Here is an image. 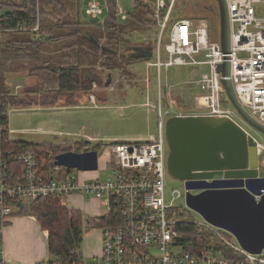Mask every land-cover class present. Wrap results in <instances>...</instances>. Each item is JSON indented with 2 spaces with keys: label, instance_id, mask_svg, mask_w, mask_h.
I'll return each mask as SVG.
<instances>
[{
  "label": "built area",
  "instance_id": "2783aa9c",
  "mask_svg": "<svg viewBox=\"0 0 264 264\" xmlns=\"http://www.w3.org/2000/svg\"><path fill=\"white\" fill-rule=\"evenodd\" d=\"M135 1L151 11L159 29L158 39L152 49L153 57L146 62L148 69L155 68L157 71L159 100L152 103L148 94V102L145 105L157 114L158 138L142 142H111L98 153L99 159L103 156V162L101 166L98 162L96 171L84 172L55 166L52 177L43 175V166L39 167L38 156L33 151H23L18 156H13L23 165L21 182H14L9 159L2 150L4 126L1 124L0 114V233L15 214L16 201L27 202L50 196H75L95 202L99 211L98 217H105L109 225L100 228L101 255L95 260L83 259L74 264H264V250L257 255L245 251L231 233L205 220L197 222L191 219L187 223L198 225L201 232L212 236L209 247L187 252L179 244L180 232L177 226L182 221L177 218L174 203L183 196L186 199L188 190L186 189L185 194L174 192L170 203H167L165 175L168 153L165 127L168 118L190 115L228 118L254 138L259 151H264V144L245 129L244 121L231 103L225 101L227 94L218 67L224 63L226 55L221 47L220 36L216 40L211 38L209 20L200 15H176L175 9L179 0ZM225 1L230 23L231 82L241 106L253 119L264 125V0ZM192 4L193 7L196 5L194 10H197L199 4ZM87 14L91 18L103 15L98 0L87 1ZM118 14L123 22L129 16L122 10H118ZM38 30L37 24L33 28H22L20 32L35 33ZM177 66L193 70L208 67L207 72L189 83L199 89L197 104L192 114L176 110L169 104L166 110L163 108L165 89L160 75L163 70ZM165 87H169L167 81ZM108 88L114 90V85ZM91 99L95 104V95H92ZM116 111L119 115L123 113L122 110ZM84 142L87 144L79 153L94 151L91 144L94 143L93 140ZM107 170H110L111 174L103 180L102 172ZM62 171L66 176L60 178ZM88 174H96L98 177L91 180ZM215 179H220V176L205 181L209 183ZM201 191L191 192L197 194ZM118 209H121L120 216L115 215ZM215 243L240 253L243 258L227 259L219 251H215ZM0 264H6L1 248Z\"/></svg>",
  "mask_w": 264,
  "mask_h": 264
},
{
  "label": "trees",
  "instance_id": "16d2710c",
  "mask_svg": "<svg viewBox=\"0 0 264 264\" xmlns=\"http://www.w3.org/2000/svg\"><path fill=\"white\" fill-rule=\"evenodd\" d=\"M79 1L77 0L78 3ZM184 6L186 8V5ZM108 10L105 22L97 24L83 22L80 17L69 16L64 2L61 0H0V114L1 124L4 126L2 150L6 158L9 159V168L14 182H21L23 165L13 156H18L23 151H33L38 156L39 167L43 166V175L52 177L54 176L52 170L55 168V157L58 154L67 151L79 152L87 143L81 141L68 144L60 149L56 144L36 145L10 140L9 111L32 108L31 101L14 96L5 89V73L13 67V64H17V61H25V58L28 57L32 58L31 56L40 58V54H43V50L47 49V45L52 46L56 42L73 39V41H67L61 50L64 53L70 50L77 57L78 62L73 65L64 63L60 67L36 68L30 71L31 73L46 70L54 74L59 85L58 93L45 95L36 104L38 107L52 108L61 103L65 104L64 107L77 106L75 96L79 93L89 94L92 85L101 82L100 73L96 70L97 66L106 68L110 72H121L122 77H124L126 74L124 68H121L122 65L130 67L138 62L150 60L136 58L131 48L120 52L117 45L125 41V35L129 37L133 32L154 27L156 24L151 18V11L139 2H135L133 12L129 14L123 24H120L117 18L116 0L108 1ZM37 24L39 30L32 33L36 36L34 41L6 39L8 34L20 32L22 28H33ZM61 29L68 30V34L54 36L55 32ZM219 34L220 27L211 24V38L216 40ZM47 36L50 37L46 39ZM102 40L106 41L104 46L101 45ZM67 57L70 58L69 55ZM51 59V62L54 63V58ZM61 96L66 98L63 102L58 99ZM176 100L181 109L183 99L177 97ZM183 110L185 112L186 109ZM106 146L105 144H98L94 146L93 150L100 154ZM8 154L10 156H7ZM65 176L63 171L59 175L60 178ZM15 207L16 212L13 216L34 217L41 229L48 232L49 259L43 264H74L83 260L82 244L85 230L89 231L92 228H103L109 225L105 217H88L81 211L67 208L59 196L39 198L27 202L16 201ZM175 212L178 220L182 221L177 229L180 232L179 244L183 246L184 250L196 252L209 247L212 243V236L201 232L198 225L187 223L191 219H186L184 212L181 213L177 209ZM115 215L120 216L121 209H118V213ZM1 244L2 233H0ZM213 248L229 260L243 258L240 253L220 243H215Z\"/></svg>",
  "mask_w": 264,
  "mask_h": 264
},
{
  "label": "rangeland",
  "instance_id": "374dc122",
  "mask_svg": "<svg viewBox=\"0 0 264 264\" xmlns=\"http://www.w3.org/2000/svg\"><path fill=\"white\" fill-rule=\"evenodd\" d=\"M61 1L64 2V6L70 14L69 16L76 18L80 17L83 22L103 24L107 18L108 0H98L101 4L103 15L97 18H91L87 14L88 0H80L79 3L77 0ZM165 1L169 2L170 0ZM191 1L200 4L197 10L193 9ZM191 1L188 3V0H179L178 6L175 9V14L187 15L189 17L200 15L207 18L211 24L220 27L217 0ZM135 2V0H116L117 13L118 10H122L124 13L131 14L135 8ZM184 5H186V8ZM212 7L213 11L211 10ZM117 18L120 24L124 23L119 14H117ZM151 18L154 20L153 15H151ZM68 32L69 31L66 29H61L56 31L54 36L65 35L68 34ZM158 34L159 29L156 25L147 28L144 31L133 32L129 37L125 35V41L120 42L119 45H117V48L121 52L128 50L129 48L133 50L134 47H139V45L143 46L145 43H153L155 45V42L158 39ZM49 37L50 36H47L46 39ZM8 38L18 41H34L36 36L28 32H16L6 35V39ZM67 41H73V39L54 43L52 46L55 49H51L50 52H43V54H40V58L38 56H31L32 58H25L26 62L17 61V64H13V67L5 73L6 91L21 99L31 101L32 105L38 104L39 101H41V97L45 95H56L58 93L59 85L53 73L46 70L40 72L37 71L38 73L35 71L30 73V71L36 68L60 67L64 63L67 65H73L78 62L77 57L72 54L70 50H67V53H63V55H69L70 58L63 56L60 61H55L54 63L51 62L52 59L50 60V58H54V55L58 54V51H62L61 47L66 45ZM105 43L106 41L102 40L101 45L104 46ZM122 66L123 67L121 68H124L123 70H125L126 74L124 77H122L121 72H110L106 68H101V66L96 67V70L100 73L99 76L101 82L98 85L93 84L89 94L79 93L75 96L79 102L78 106L82 108L57 111L53 113H30L24 109L10 110L8 114L10 135H12V138L14 139L29 144H56L60 149H63L68 144L71 145L81 141L87 142L89 140H93L94 143L92 142L91 144L92 146H95L98 144L108 145L114 141L142 142L148 141L152 138H158L157 114L154 110L145 107L148 102V94L150 96L149 101L152 103H157L159 100L157 96L159 83L157 71L155 68L148 69L144 62H140L136 65L133 64L130 67L125 65ZM207 71V66H203L201 69L197 70L184 66L172 67L167 71L163 70L160 75V81L165 89L163 98L164 110L168 108L169 104L176 110L183 111V109H186L185 112L187 114H189V112H194L199 89L195 85L191 86L189 83H192V81L199 78L200 74ZM108 73L113 77L110 85H114V90H110L104 85L107 83L105 81L108 80ZM166 81L169 87H165ZM28 91H32V93L28 94ZM92 95H95V104L92 102ZM177 97L183 99V108L181 107V109L177 104ZM58 99L63 102L66 98L61 96ZM83 106L87 107L85 108ZM187 108L189 109L188 111ZM116 110H122V115H119ZM48 120H58L61 123L60 132L64 135L52 136L44 133H37L35 131V129L40 127L41 122H43L44 130L45 128L51 129L59 125L56 122H48ZM243 125L249 133L255 135L264 144V136L262 134L255 131L247 124ZM13 130L25 131L16 132ZM167 153H169L168 146ZM102 157L100 156L99 159L100 166L103 162ZM260 170L261 172L262 170L264 171V166H262ZM110 174V170L104 171L102 172L101 178L106 180ZM87 176L91 180H95L98 177L96 174H88ZM165 182L167 203H170L174 192L180 191L182 194H185V182L173 178L168 171H166ZM196 192L197 191H194V193ZM61 200L67 208H74L68 197H62ZM87 202V199L84 200L85 208H87ZM174 206L181 213H185L186 219H193L197 222L204 221L201 215L186 206V199L184 196L180 200L175 201ZM83 214L85 215L84 211ZM16 217L23 218L21 216H12L10 220ZM24 219L27 218L25 217ZM93 230L98 232L100 228H93ZM87 232L88 231L85 230L84 236L87 235ZM91 259L95 260L93 257Z\"/></svg>",
  "mask_w": 264,
  "mask_h": 264
},
{
  "label": "water",
  "instance_id": "95a60500",
  "mask_svg": "<svg viewBox=\"0 0 264 264\" xmlns=\"http://www.w3.org/2000/svg\"><path fill=\"white\" fill-rule=\"evenodd\" d=\"M220 43L226 55L218 67L229 101L245 124L264 136V125L253 119L239 103L230 78V23L225 0H217ZM196 9V5L194 6ZM212 10V9H211ZM96 44H98L95 41ZM136 58L151 59L152 48L134 47ZM108 75L105 87H109ZM169 149L167 171L186 181V206L209 224L231 233L251 254L264 250V151L254 138L228 118L206 115L173 116L165 127ZM97 151H67L55 157V166L92 172L98 169ZM215 179L206 182V179ZM201 192L194 194L191 191Z\"/></svg>",
  "mask_w": 264,
  "mask_h": 264
},
{
  "label": "crops",
  "instance_id": "0c3cea01",
  "mask_svg": "<svg viewBox=\"0 0 264 264\" xmlns=\"http://www.w3.org/2000/svg\"><path fill=\"white\" fill-rule=\"evenodd\" d=\"M194 9V7H193ZM220 36V34H219ZM146 44V43H145ZM143 45L145 49L152 48L155 46L153 43H147ZM156 44V42H155ZM47 49H44L43 52H50L53 46L47 45ZM141 47V46H139ZM132 50V49H131ZM58 54L54 55V61H60V59L65 56L63 55L64 51H58ZM68 56V55H67ZM68 58V57H67ZM152 59V58H151ZM149 61V60H147ZM147 61H142L141 63H146ZM140 62L136 63L139 64ZM135 64V65H136ZM28 80V79H27ZM32 93V91L27 92ZM26 93V94H27ZM76 105L75 107H64L65 104H57L55 107L52 108H42L38 107L37 105H32V108L24 109L31 112L37 113H53L57 111H67L76 108H82L78 106V101L75 98ZM87 107V106H83ZM20 110V109H15ZM26 112V113H29ZM192 114V112H189ZM119 114V113H118ZM48 122H56L59 125L55 128L51 129H43V122H41L40 127L35 129L37 133H44L49 134L52 136H62L63 133L60 132L61 130V123L58 120H48ZM47 123V122H45ZM45 126V125H44ZM16 131V130H13ZM25 131V130H20ZM16 131V132H20ZM15 134V133H14ZM9 137L11 140L20 141L17 139L12 138V135L9 133ZM261 176L264 177V171L262 170ZM71 201L72 205L74 206V210H78L81 212H85V215L88 217H98L99 211L95 206V202H87V208L84 207V198L82 197H68ZM23 218H14L9 220V225L4 227L2 230V244L0 248L2 249V258L6 264H43L46 263L49 259V252H48V232L43 231L41 229L40 224L38 223L37 219L34 217H26L27 219ZM82 252H83V259L91 260V258H97L101 253V231L90 229L87 232V235L84 236V241L82 244Z\"/></svg>",
  "mask_w": 264,
  "mask_h": 264
},
{
  "label": "flooded vegetation",
  "instance_id": "af4514ba",
  "mask_svg": "<svg viewBox=\"0 0 264 264\" xmlns=\"http://www.w3.org/2000/svg\"><path fill=\"white\" fill-rule=\"evenodd\" d=\"M200 5V4H199ZM212 11H213V7H212ZM132 52L134 53V50H132Z\"/></svg>",
  "mask_w": 264,
  "mask_h": 264
}]
</instances>
